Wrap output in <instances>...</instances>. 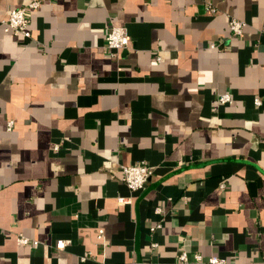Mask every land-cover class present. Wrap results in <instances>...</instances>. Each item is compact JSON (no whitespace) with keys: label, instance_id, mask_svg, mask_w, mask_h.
<instances>
[{"label":"crops","instance_id":"crops-1","mask_svg":"<svg viewBox=\"0 0 264 264\" xmlns=\"http://www.w3.org/2000/svg\"><path fill=\"white\" fill-rule=\"evenodd\" d=\"M29 1L0 0V264H264V0H39L5 31Z\"/></svg>","mask_w":264,"mask_h":264},{"label":"built area","instance_id":"built-area-1","mask_svg":"<svg viewBox=\"0 0 264 264\" xmlns=\"http://www.w3.org/2000/svg\"><path fill=\"white\" fill-rule=\"evenodd\" d=\"M40 6L39 0H30L25 7H17L10 10L7 18L2 20L4 30L7 32H12L13 34H20L23 37H30V30L28 29L29 19L27 16V9H38ZM214 9H212L213 11ZM245 22L235 17H231L228 20V28L232 35L239 36L243 32ZM262 30H264V25ZM128 46V34L124 26L112 25L108 28L107 34L105 36L104 47L107 50H110L111 53L117 54L121 49H125ZM214 47V45H212ZM217 101L219 103H230L232 101L231 95L229 93H222L217 96ZM254 102L256 105L261 103L259 98H255ZM13 121L9 120L6 124V129L11 130ZM152 173V169L149 165L144 162H140L135 165H122L121 166V180L131 191L140 190L144 187L145 183L149 179ZM156 212H159V207L156 208ZM155 227L151 228L153 231ZM103 230L99 229L97 233V238H103ZM30 239L22 234H18L16 237V242L18 244H29ZM33 244H36L37 241H31ZM66 243L64 240L59 239L55 243V247L58 249H64ZM153 247L156 246L155 243L152 244ZM194 259L196 261H201V254L195 253ZM85 256H82L81 259H84ZM178 258L181 261L187 262L189 257L187 252L183 251L179 254ZM208 264H226L225 260L217 255H211L207 258Z\"/></svg>","mask_w":264,"mask_h":264}]
</instances>
